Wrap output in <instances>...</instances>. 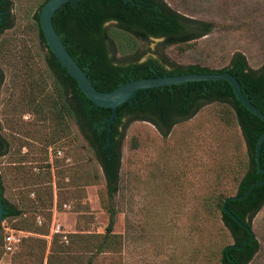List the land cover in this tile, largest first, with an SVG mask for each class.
Returning a JSON list of instances; mask_svg holds the SVG:
<instances>
[{
	"label": "rangeland",
	"instance_id": "1",
	"mask_svg": "<svg viewBox=\"0 0 264 264\" xmlns=\"http://www.w3.org/2000/svg\"><path fill=\"white\" fill-rule=\"evenodd\" d=\"M9 1L10 27L0 34V66L6 68L4 49L9 44L16 59L24 55L25 49L32 56L35 74H44L43 52L32 24L42 0ZM162 1L182 16L210 22L211 32L169 46L163 45L161 39L136 41L132 50L114 56L109 52L115 64L133 60L142 63L151 58L219 70L234 52L241 53L252 69L264 64V0ZM105 27L113 32V24ZM3 72L0 135L9 144L0 155L3 196L24 211L22 219L34 216L39 217L40 224L47 223L45 236L23 231V238L44 241L45 264L51 226H59L58 235L65 236L59 239L64 243L70 235L104 233L107 220L100 205V199L105 197L104 182L92 152L73 124L46 145L44 136L53 130L52 125L42 122L39 127L35 122L34 126L33 116L27 113L19 117L18 126L8 122V71ZM121 134L113 227V232L121 236L120 250L93 258L96 239L92 238L83 251L72 253L74 261L86 264L92 257V264H202L198 255V220L207 213L203 203L235 194L245 160V145L232 111L226 105L210 103L173 125L165 137L144 121L126 122ZM49 149L59 150L60 156L49 161ZM205 220L204 227L211 237L220 234L223 244L230 243L217 216ZM14 222L0 223V264H10L23 247L20 242L12 253L2 249L4 229H12ZM250 227L259 249L249 264H264V205L250 221ZM39 259L37 252L33 258L22 257L20 264H38Z\"/></svg>",
	"mask_w": 264,
	"mask_h": 264
},
{
	"label": "trees",
	"instance_id": "2",
	"mask_svg": "<svg viewBox=\"0 0 264 264\" xmlns=\"http://www.w3.org/2000/svg\"><path fill=\"white\" fill-rule=\"evenodd\" d=\"M46 1L42 0L32 18L34 32L43 52L44 74H35L32 56L25 49L24 55H20L18 59L9 49V44H6L4 49L6 68L3 69L8 71L6 98L11 116L8 122L18 126L19 117L27 113L33 116L34 126L35 122L41 127L42 122L45 126L52 125L53 130L44 136L46 145L67 131L69 124L74 125L100 168L105 188V197L100 199V205L106 214L107 223L104 233L100 236L70 235L64 243L59 239L62 236L51 235L45 264H78L74 261L72 253L83 251L87 240L92 238L96 239L92 257L98 254L110 256L119 252L122 240L120 235L113 232L117 215L114 200L119 183L121 130L125 128L126 122H148L165 137L173 125L192 117L202 106L210 103L226 105L233 113L245 145L242 173L236 181L233 196H240L255 182L264 181L263 174L258 173L255 168L253 158L254 146L264 131V123L235 99L229 85L181 87L174 93L161 90L150 98L140 95L136 108L119 114L121 121L108 129L111 122L107 123L105 119L109 117L110 112L92 105L84 97L74 80L45 45L38 24V14ZM2 8L6 30L10 27V1L2 0ZM107 21H113V32L103 27ZM57 24L60 42L92 79L97 91L108 92L132 80L227 72L234 78H239L249 103L264 113V64L258 69H252L239 52L232 53L227 65L219 70H208L196 65L179 66L151 58L142 63L133 60L118 65L113 62L109 52L114 56L117 52L132 50L136 41L160 38L163 45L169 46L187 43L211 32L213 26L210 22L182 16L162 0H90L81 12L80 0H77L65 15L57 17ZM3 69L0 66V86L4 82ZM8 145L0 135V155L5 153ZM263 147L264 141L259 157ZM0 197L4 208L2 222L15 220L11 225L13 230L47 235V223L38 225L34 216L22 219L24 211L4 198L1 182ZM225 198L218 196L212 198L209 203H203L207 213H203L202 218L198 220L200 261L202 264H249L258 252V243L253 235V240L241 249H228L231 244L240 246L249 235L222 211L221 205ZM263 205L264 185H259L242 200L227 202L226 208L251 230L250 221ZM29 206L35 208L33 205ZM215 216L227 232L230 243L223 244L224 239L220 238V234L211 237L205 229V218ZM20 242L23 247L13 256L10 264H20L22 257L33 258L37 252L40 258L38 264H42L44 241L27 237L22 238ZM92 257L86 264L94 263Z\"/></svg>",
	"mask_w": 264,
	"mask_h": 264
},
{
	"label": "water",
	"instance_id": "3",
	"mask_svg": "<svg viewBox=\"0 0 264 264\" xmlns=\"http://www.w3.org/2000/svg\"><path fill=\"white\" fill-rule=\"evenodd\" d=\"M76 1L77 0H47L39 11L38 24L47 49L52 53L56 61L66 71V73L74 80L84 97L92 105L103 108L110 112L109 117L105 119L107 123L111 122L108 129L121 121L119 114L134 110L136 108L140 95L150 98L161 90L174 93L181 87L217 85H229L235 99L247 111L264 123V113L249 103L239 78H234L227 72L203 74L192 73L177 76L132 80L123 83L108 92L97 91L94 87L92 79L59 40L57 17L65 15ZM89 2L90 0H80V12ZM4 29L5 24L2 0H0V34ZM263 141L264 131L261 133L255 143L253 158L257 172L263 174L264 176V147L259 157V151ZM259 185H264V181L255 182L240 196H229L226 197L222 202V211L226 213L229 218H231L240 227L246 230L249 235V238L243 241L240 246L231 244L228 246V249H241L245 244L253 240V234L245 224L236 219L233 214L227 210L226 203L229 201L242 200L251 193L253 188ZM3 213L4 208L0 197V223L2 222Z\"/></svg>",
	"mask_w": 264,
	"mask_h": 264
},
{
	"label": "built area",
	"instance_id": "4",
	"mask_svg": "<svg viewBox=\"0 0 264 264\" xmlns=\"http://www.w3.org/2000/svg\"><path fill=\"white\" fill-rule=\"evenodd\" d=\"M60 156L59 150H48V159L51 160L52 157H58ZM65 207V206H64ZM36 223L40 224L39 217H36ZM59 226L56 225L54 228L50 227V235L53 234H60ZM26 234L22 231L13 230L11 228L4 229V234L2 237V249L5 253H12L16 247L20 244L21 239ZM63 239H65V236H62Z\"/></svg>",
	"mask_w": 264,
	"mask_h": 264
},
{
	"label": "flooded vegetation",
	"instance_id": "5",
	"mask_svg": "<svg viewBox=\"0 0 264 264\" xmlns=\"http://www.w3.org/2000/svg\"><path fill=\"white\" fill-rule=\"evenodd\" d=\"M106 24H114L113 21H107L103 24V27H105ZM149 39H160V38H149Z\"/></svg>",
	"mask_w": 264,
	"mask_h": 264
}]
</instances>
